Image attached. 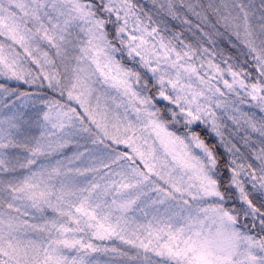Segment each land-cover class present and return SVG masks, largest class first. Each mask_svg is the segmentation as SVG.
<instances>
[{
  "label": "snow or ice",
  "instance_id": "obj_1",
  "mask_svg": "<svg viewBox=\"0 0 264 264\" xmlns=\"http://www.w3.org/2000/svg\"><path fill=\"white\" fill-rule=\"evenodd\" d=\"M151 2L0 0V264H264V0Z\"/></svg>",
  "mask_w": 264,
  "mask_h": 264
},
{
  "label": "trees",
  "instance_id": "obj_2",
  "mask_svg": "<svg viewBox=\"0 0 264 264\" xmlns=\"http://www.w3.org/2000/svg\"><path fill=\"white\" fill-rule=\"evenodd\" d=\"M134 2L143 6L145 12H148L150 14L152 13L153 6H151L149 3L147 4L146 0H143V1L142 0H134ZM172 24L175 25V22H172ZM222 46L227 47V45H222ZM228 53L230 55H232L237 62H243V60L247 58L245 55H242V53H246V49H243L242 47L238 48V49L228 48ZM247 59H249V61H250V58H247ZM249 70H251V69H249ZM210 142L214 143L215 140H213V138H212L210 140ZM220 151L222 152L223 149H220Z\"/></svg>",
  "mask_w": 264,
  "mask_h": 264
},
{
  "label": "rangeland",
  "instance_id": "obj_3",
  "mask_svg": "<svg viewBox=\"0 0 264 264\" xmlns=\"http://www.w3.org/2000/svg\"><path fill=\"white\" fill-rule=\"evenodd\" d=\"M142 1H143V0H142ZM146 2H147V4L149 3L151 6H153L151 0H146ZM205 2H206V0H205ZM259 2H260V0H255V3H256L257 6L259 5ZM194 22H195V21H194ZM173 26L176 28L177 31H180V30H181V28H180V26H179L178 24L175 23V25H173ZM185 37H186L189 41H193V37L191 36L190 33L185 32ZM226 134H227V133H226ZM213 140H215L214 137H213ZM234 142H236V141H234ZM237 146H238V147H241V150H242V151L244 150L243 147H242V145H241L240 143H238ZM121 150H123V146H121Z\"/></svg>",
  "mask_w": 264,
  "mask_h": 264
}]
</instances>
